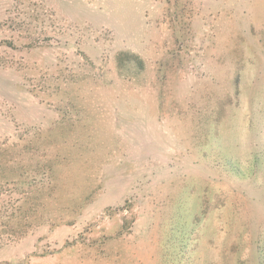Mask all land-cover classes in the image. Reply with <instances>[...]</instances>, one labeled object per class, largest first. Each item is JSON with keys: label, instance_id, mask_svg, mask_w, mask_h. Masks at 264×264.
Masks as SVG:
<instances>
[{"label": "rangeland", "instance_id": "rangeland-1", "mask_svg": "<svg viewBox=\"0 0 264 264\" xmlns=\"http://www.w3.org/2000/svg\"><path fill=\"white\" fill-rule=\"evenodd\" d=\"M0 264H264V0H0Z\"/></svg>", "mask_w": 264, "mask_h": 264}]
</instances>
